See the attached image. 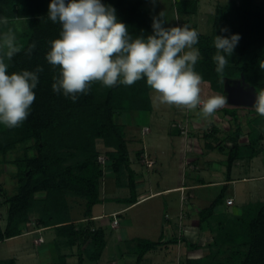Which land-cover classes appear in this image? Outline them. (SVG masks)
I'll return each instance as SVG.
<instances>
[{
	"label": "trees",
	"instance_id": "16d2710c",
	"mask_svg": "<svg viewBox=\"0 0 264 264\" xmlns=\"http://www.w3.org/2000/svg\"><path fill=\"white\" fill-rule=\"evenodd\" d=\"M50 3L51 0H0V21L7 18V24L0 22V55L7 51L3 45L6 32L15 35V45L20 49L10 61L6 60L9 64L8 73L43 68V71L37 73L38 84L33 89L36 99L27 119L12 129L0 124V153L5 154L21 142H34L26 147L23 156L15 160L19 185L17 192L9 197L6 226L2 227L0 223V243L19 236L21 224L28 222L33 212H36L38 227H54L60 242L71 247L79 246V264H84L85 259L97 262L107 245V230L106 226H97L92 212V207L103 201L102 184L105 175V166L99 161L102 154L96 147V139L102 138L109 148L105 151L110 157L106 162L114 171L119 185L123 182L119 173L124 172V169L129 172L131 195L121 200L128 204L136 203V172L131 166L125 137L126 126L116 122L115 116L130 111L132 103H139L138 108L142 107V100L144 102L149 99L148 86L146 78L131 86L117 84L111 88L94 82L87 94L78 95L76 102L65 97L62 92H54L53 77L58 75L59 70L52 68L46 55L51 48L50 42L59 38L61 26L47 18ZM101 3L116 10L117 20L128 26L130 34L145 37L152 34L153 21L141 7L143 0H101ZM177 10L183 14H192L196 13L197 5L195 1H181L177 4ZM17 20H23L20 22L26 24L25 28L19 29ZM222 20L229 35L225 37L239 34L241 38L228 57L229 64L222 75L216 72V64L212 59L216 52L214 44L208 38L200 39V75L209 82L212 92L224 93L227 81L233 85L242 79L246 81L247 89L254 86L257 91L262 90L264 69L260 68V63L264 61L263 9L250 1L239 6L220 5L216 10L215 23ZM33 42L35 48L28 54V46ZM228 95L227 103L218 111L237 120L241 104L231 102V94ZM210 96L213 95L209 94L207 98ZM249 109L255 111L253 106ZM237 136L227 148L229 180L234 162L241 158H253L259 152L260 142L264 138L256 131H250L248 143L241 144L239 128ZM29 149H34L35 153L29 154ZM227 186L225 183L212 203L201 209L200 228L204 229L205 225L209 227L215 219L216 207L224 202ZM39 192H43V195L37 196ZM1 194L0 185V198ZM69 194H78L86 199L87 214L84 218L89 221L87 225L77 227L72 221L71 206L67 199ZM248 209L238 220L246 222L248 227L242 240L237 243V249L227 258V262L211 261L210 264H264V203L253 202ZM133 241L136 244L131 247V251L137 256V264H141L150 250L167 241L177 243L179 240H164L162 234L156 241L141 237L133 238ZM242 246L245 249L242 250ZM60 258L63 263L66 262L65 255ZM212 258L211 254L189 258L185 264H203ZM0 264L17 262L14 257H0Z\"/></svg>",
	"mask_w": 264,
	"mask_h": 264
},
{
	"label": "rangeland",
	"instance_id": "374dc122",
	"mask_svg": "<svg viewBox=\"0 0 264 264\" xmlns=\"http://www.w3.org/2000/svg\"><path fill=\"white\" fill-rule=\"evenodd\" d=\"M181 1H195L197 5L196 13L183 14L178 12L177 4ZM247 1L260 6L264 11V0H143L141 7L151 16L152 21L153 17L163 12V18L166 21L164 27H176L187 24L199 33L198 41L202 38H208L213 43L215 36L225 37L228 35L227 31H221L222 29H227V26H224L223 20L218 24L215 23L217 7L220 5H246ZM20 21L23 20H17L18 23L16 25L22 30L26 24ZM193 47L199 51V58L194 66V70L200 74L202 69V54L199 42ZM202 80V98H207L209 94L222 95L226 98L227 94L230 95L231 92H238L241 95L250 97V103H241L237 120H233L232 117L226 116L223 114V111L218 110L212 117L204 118L200 113L199 106L197 109L190 111L160 104L154 100L155 94L148 86L149 99L144 102L142 100V107L138 108L137 104L139 103H132L130 111L115 116L116 122L125 124L126 126L127 133L125 137L128 142L131 163L134 162V167L137 170L140 168L139 173L142 176H136L138 180H141L139 193L149 192L150 189L158 190L183 181L187 183L191 182V174L186 173V169L183 172L180 165L185 158L184 152L179 154V152H176L177 148L172 147V145L168 148L166 147L167 142H163L166 136L168 138L171 137L170 130L173 122H176L175 124L182 134L187 135L191 132L190 129H195L200 125L201 120L199 117H203L202 128H196L202 134L200 137L212 135L211 137L215 138V141L212 140L213 143H216L215 146L218 149L221 148V152L224 149V151H227V148L232 145L233 139L238 137V128L241 130V136L239 137V143L241 144L248 143L250 131H256L257 134L259 133L264 136V117L258 115L256 111L253 112L249 109L253 106V102H255L256 93L259 92L254 86L247 89V83L243 79L233 85L227 81L224 93H220L210 91L209 82L204 77H202ZM261 89H264V86ZM217 132H220L219 136H215ZM33 143V140L21 142L5 154L0 153V185L2 186L0 223L2 227H5L7 223L9 197L17 192L19 185L15 160L23 156L26 147ZM161 143L162 146L159 148L158 145ZM210 143L212 144V142ZM96 144L97 149L101 152L100 154L109 159V155L105 154V151L109 150V148L105 146L104 140L97 138ZM260 145H262V149L264 147V138L261 140ZM155 147H157L159 153L154 150ZM203 149L205 150V148ZM149 150L155 156H160L161 159L159 158L158 163H155L154 159L150 158V153L148 155ZM28 153L34 154L35 150L29 149ZM208 162H212V160ZM223 162L226 165V160ZM138 163H142V166L138 165ZM107 165L106 162L104 165L105 175L102 184V197L120 198L128 196L130 193L128 188L129 172L124 169V172L119 173L120 179L123 181L119 185L114 171ZM212 173L215 174L214 171ZM248 185L253 191L256 188L255 194H261V196L256 197L253 195L252 199H250L252 202L249 203L237 199L235 206L229 207L226 205L216 212L215 219L209 224V227L205 225L204 229L200 228V219L198 223L192 221V217L187 219L183 214L184 208L182 204L186 203V199L189 200V198L184 195L180 198L179 191L160 192L158 195L149 197L137 203L139 205L136 204L135 207H131L119 214L118 212H114V210L119 209L124 204L118 200H104L102 203L94 205L92 212H103L106 214L97 219L96 223L97 226H106L107 245L97 262L85 259L84 264H113V261H115V264H137V256L131 251V247L136 244L133 238L144 237L156 241L161 238L162 234L164 240L177 238L179 241L177 243L167 241V243L165 242L160 247H157V249L155 248L156 250H151L146 254L147 257L141 264H185L189 258H199L209 254L213 255V258L205 260L203 264H210L211 261L227 262V258L237 249V243L242 240L243 234L247 231L248 226L246 222H239V218L242 217L243 213L249 211L247 207L254 201L264 203V188L261 190L258 188V185H264V181L239 182L237 189L244 193L246 192L245 187H248ZM200 192L203 194L208 193L209 197L205 199L201 197L200 201L194 202L205 208L212 203V199L214 198L213 192H217V190L202 189ZM232 193L233 189L230 187L228 194ZM41 195H43V192L37 194V196ZM67 199L71 206L72 221L75 225L77 227L87 225L89 221L87 218H84L87 214L86 199L78 194H69ZM227 199H224L225 203ZM166 210H169L173 214V222L171 220L170 223L173 224L172 231H174L170 233L169 231L171 230L168 228V234L166 226L169 223L164 224ZM186 210L187 207L185 205ZM113 212L116 213L120 226L119 224L112 226L114 219ZM37 218V213L33 212L32 218L28 222L21 224L20 235H23V237L9 238L1 243L0 257L3 259L14 257L17 264H79V246L74 245L71 247L64 244L63 241L60 242L56 236V229L54 227L48 228L44 233L39 232L40 229H35L38 228ZM41 235L44 236V239ZM58 240L59 243L57 242ZM87 244L88 242L83 247L85 248ZM222 249L226 250V252L221 253L220 250ZM241 249L243 250L245 247L242 246ZM61 255L66 256L65 263L62 262Z\"/></svg>",
	"mask_w": 264,
	"mask_h": 264
},
{
	"label": "clouds",
	"instance_id": "9594fccd",
	"mask_svg": "<svg viewBox=\"0 0 264 264\" xmlns=\"http://www.w3.org/2000/svg\"><path fill=\"white\" fill-rule=\"evenodd\" d=\"M163 17V12L153 17L151 35L134 36L117 20L116 10L101 0H51L47 18L61 26L59 38L50 42L46 55L52 68L59 70L53 77L52 90L76 102L94 82L111 88L117 84L131 86L146 78L154 100L160 104L190 111L199 106L204 118L212 117L227 101L222 95L201 97L203 80L194 70L199 51L193 47L199 33L187 24L164 27ZM0 22L7 24V18ZM240 38L239 34L214 37L216 52L212 59L218 74H223ZM3 45L7 51L0 55V124L12 129L27 119L36 99L33 89L38 84L37 73L43 68L9 74L6 60L20 49L11 32L4 33ZM34 48L33 42L28 54ZM260 68L264 69V61ZM253 107L264 117V89L256 93Z\"/></svg>",
	"mask_w": 264,
	"mask_h": 264
},
{
	"label": "crops",
	"instance_id": "0c3cea01",
	"mask_svg": "<svg viewBox=\"0 0 264 264\" xmlns=\"http://www.w3.org/2000/svg\"><path fill=\"white\" fill-rule=\"evenodd\" d=\"M199 118L201 120L200 125H198L196 128L200 129L203 126L202 120L204 118L203 117H199ZM175 123L176 122L172 123V128L170 130V134H171L170 136L171 137L168 138L166 136V138H164L163 142H167L166 147H168V148L171 145H172V147L174 146L175 148H177L176 152H179V154H181V152H184L185 158L182 155L184 160L180 163V165L182 166L183 172L186 169L187 170L186 173L191 174V182L187 183V182L183 181L181 183L166 186V187H163V188L158 189V190H151L150 189L149 192L139 193V187H140L139 185H140L141 180H138L136 178V190H137V198H138V201L136 203L128 204V203H125L121 200V199H125L131 195V191H130L129 187L128 188H129L130 193L128 196L120 197V198H116V197L104 198V197H102L103 201L104 200H118L120 203L124 204L119 209L114 210V212H118V214L120 212H125L129 208L135 207V205L137 203H140V202L148 199L149 197L156 196L160 192L169 193L171 191H179L180 192V198L182 195L187 196V198H189V200L186 199V203L182 204L183 208H184L183 214L187 217V219L192 217L191 218L192 221H196L199 223V213L201 211L202 206H200L199 204H197L194 201H197V200L200 201L201 197L204 199L209 197L208 193L203 194L200 192V190H202V189H204V190H206V189L207 190H217V192H213L214 198L212 200H214L219 195V193L221 192L224 184L227 183L228 186H227V190L225 192L224 199L233 198L234 199V205H232V206L236 205L237 199L238 200L240 199L241 201H243L245 203H249V202H252L250 199H252L251 197L253 195L256 197L261 196V194H255L254 191L256 188L253 191V189H251L250 186L248 185V187H245L246 192L243 193L239 189H237V185L239 182H249L250 183V182H254V181H258V180L264 181V147L262 149L260 148L259 152L253 158H241V159L236 160L233 164V167L231 170V176H230V180H229L227 178V166L224 165V162H223L224 160L227 159V151H224L225 150L224 149L223 152H221V150H220L221 148L218 149L215 146L216 143L215 144L213 143V141H215V138L211 137L212 135H207V136L205 135V137L201 138L200 135H202V134H200L199 130H197L196 128L190 129L191 132L188 133L187 135L182 134L180 129L178 128V126ZM190 128H192V127L190 126ZM218 128H220V127H218ZM219 135H220V132L215 133V136H219ZM174 138H176V139L174 140ZM170 139H171V141H169ZM209 142H212V144L211 143L209 144ZM244 144H247V143H244ZM158 146L160 148V146H162V143ZM260 146H262V145H260ZM203 148H205V150ZM150 150L148 152V155L150 153V155H149L150 158H153L155 163H158L160 156L159 155L155 156L152 153V151H150ZM154 150L157 153H159L157 150V147H155ZM209 157H212V158L209 159ZM209 160H212V162H208ZM138 165L142 166V163L141 164L138 163ZM206 165H208V166H206ZM131 166L135 170L136 176L141 177L142 175H141V173H139L140 168L137 170L134 167V162L131 163ZM213 171L215 172V174L212 173ZM196 172H198V173H196ZM239 177H241V178H239ZM230 187L233 189L232 194H228V189ZM258 188L261 190L264 188V185L263 186L258 185ZM254 202H256V201H254ZM137 205H139V204H137ZM185 205L187 207L186 211H185ZM226 205L227 204L225 203V201L223 203L219 204V206L216 207V212L218 210H221L222 208H224ZM232 206H229V207H232ZM165 213L169 214L168 217H166V214H164L165 215L164 224H166L167 222L169 223L166 226V231L167 230L169 231V229H170L171 231H169V232L173 233V231H174V230L172 231V229H173L172 225L173 224L170 223L171 220L173 219V216H172L173 214H171L169 210H166ZM93 214L95 215L96 220L101 218L102 216L106 215L103 212H98V213H93ZM172 222H173V220H172ZM197 225H199V224H197ZM119 226H120V224H119ZM35 229H40L39 232L44 233V232H46V230L48 228L38 227ZM168 231H167V234H168ZM19 236L23 237V235H19ZM19 236H16V237H19ZM41 237L44 239V236L41 235ZM141 238H144V237H141ZM1 243H0V245H1ZM158 247H160V246H158ZM156 249H157V247H156ZM146 257H147V255L144 256L142 263L144 262ZM114 262L115 261H113V264H115Z\"/></svg>",
	"mask_w": 264,
	"mask_h": 264
},
{
	"label": "built area",
	"instance_id": "2783aa9c",
	"mask_svg": "<svg viewBox=\"0 0 264 264\" xmlns=\"http://www.w3.org/2000/svg\"><path fill=\"white\" fill-rule=\"evenodd\" d=\"M99 161H100L103 165H105L107 159H106L104 156L101 155V156L99 157ZM226 204H227L228 206H232V205H234V199H233V198H228V199L226 200ZM113 216H114V219H113V221H112V226H117V225L119 224V220H118V218L116 217V216H117L116 213H113ZM168 216H169V214H166V217H168Z\"/></svg>",
	"mask_w": 264,
	"mask_h": 264
},
{
	"label": "water",
	"instance_id": "95a60500",
	"mask_svg": "<svg viewBox=\"0 0 264 264\" xmlns=\"http://www.w3.org/2000/svg\"><path fill=\"white\" fill-rule=\"evenodd\" d=\"M230 100L233 103L241 104V103H250L251 99H250V97L241 95L238 92H235V93L233 92V93H231Z\"/></svg>",
	"mask_w": 264,
	"mask_h": 264
}]
</instances>
